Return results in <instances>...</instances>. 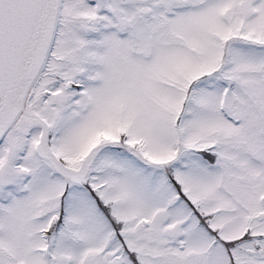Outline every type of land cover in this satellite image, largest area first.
<instances>
[{
    "label": "snow or ice",
    "instance_id": "obj_1",
    "mask_svg": "<svg viewBox=\"0 0 264 264\" xmlns=\"http://www.w3.org/2000/svg\"><path fill=\"white\" fill-rule=\"evenodd\" d=\"M0 264H264V0H0Z\"/></svg>",
    "mask_w": 264,
    "mask_h": 264
}]
</instances>
